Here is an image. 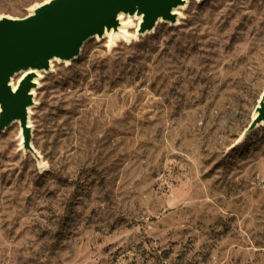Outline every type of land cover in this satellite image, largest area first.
Instances as JSON below:
<instances>
[{
  "label": "rangeland",
  "instance_id": "rangeland-1",
  "mask_svg": "<svg viewBox=\"0 0 264 264\" xmlns=\"http://www.w3.org/2000/svg\"><path fill=\"white\" fill-rule=\"evenodd\" d=\"M46 1L0 0V18ZM45 71L29 149L18 121L0 131V264H264V125L240 139L264 0H189Z\"/></svg>",
  "mask_w": 264,
  "mask_h": 264
},
{
  "label": "water",
  "instance_id": "water-1",
  "mask_svg": "<svg viewBox=\"0 0 264 264\" xmlns=\"http://www.w3.org/2000/svg\"><path fill=\"white\" fill-rule=\"evenodd\" d=\"M182 0H48L23 18H0V131L19 122L29 149L27 109L33 104L35 74L22 78L15 91L11 79L18 73L49 70L50 60L72 61L83 43L104 30L116 28L117 15H142L139 33L151 31L159 20L175 21L172 10ZM243 137L264 123V100Z\"/></svg>",
  "mask_w": 264,
  "mask_h": 264
},
{
  "label": "bare ground",
  "instance_id": "bare-ground-1",
  "mask_svg": "<svg viewBox=\"0 0 264 264\" xmlns=\"http://www.w3.org/2000/svg\"><path fill=\"white\" fill-rule=\"evenodd\" d=\"M189 0H182V4L179 5L178 7L174 8L172 10V13L175 14L176 16H180V11L183 10L186 5L188 4ZM117 21H118V26L116 28H111L110 30H104V33L102 35V38H108L109 39V45H114L118 41H125V42H130L132 39L136 38L139 35V26L142 22V15L137 16L136 14L134 15H129L125 13H119L117 15ZM133 21H135V24H133ZM162 22V20H159L158 23ZM133 26L134 28V34L129 33V28ZM151 32V31H150ZM99 38V37H98ZM59 59H52L49 62V68L53 66V63L59 62ZM65 63H68L69 61H64ZM30 72L35 74V78L33 79V83L38 86L39 85V80L42 77V74L45 73V70H35V71H27V72H21L16 74L10 81V86L12 88V91H15L20 80L24 78L27 74ZM34 87L31 89V95L34 96L36 94L37 87ZM262 99L264 100V93L262 95ZM34 108V104L28 107L27 109V114L28 117L32 113V109ZM257 113L255 112L252 116V118H255ZM28 127H30V122H27ZM264 125V123H262ZM242 138V135L240 139Z\"/></svg>",
  "mask_w": 264,
  "mask_h": 264
}]
</instances>
